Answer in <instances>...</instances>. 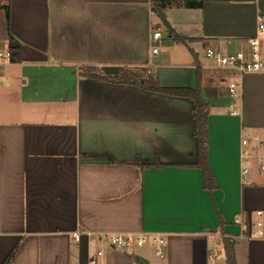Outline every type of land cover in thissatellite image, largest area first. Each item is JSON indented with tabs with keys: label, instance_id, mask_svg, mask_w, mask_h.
Returning a JSON list of instances; mask_svg holds the SVG:
<instances>
[{
	"label": "crops",
	"instance_id": "obj_1",
	"mask_svg": "<svg viewBox=\"0 0 264 264\" xmlns=\"http://www.w3.org/2000/svg\"><path fill=\"white\" fill-rule=\"evenodd\" d=\"M188 1L167 3L164 23L152 0H0L13 50L0 78V264H226L225 240L236 264H264V240L238 236L264 212V175L243 179L240 156L246 133L264 136V73L205 66L208 48H249L264 0ZM151 79L200 88L207 181L195 101ZM127 232L147 239L129 252L101 235Z\"/></svg>",
	"mask_w": 264,
	"mask_h": 264
},
{
	"label": "built area",
	"instance_id": "obj_2",
	"mask_svg": "<svg viewBox=\"0 0 264 264\" xmlns=\"http://www.w3.org/2000/svg\"><path fill=\"white\" fill-rule=\"evenodd\" d=\"M152 52L158 53L162 42V31L156 29L152 32ZM264 40V16L258 17V29L256 37L249 41V48L247 50H238L234 52H222L213 48L206 50L207 63L205 66H214L222 69H233L239 74L253 72L264 73V54L262 52L261 41ZM13 56L12 48L0 47V78L2 74V67L11 61ZM226 97L228 99V106L230 114L235 116L241 113V99H242V82L240 79L230 80L226 86ZM241 159L244 161L242 167V177L246 179L253 168H256L262 175H264V136L252 133H246L242 138ZM240 226H244V221L238 219L236 221ZM108 243L112 246L131 247L142 246L147 236L145 234L127 233H107L101 234ZM238 236L240 238L248 239H262L264 240V212L257 211L256 219L242 230ZM78 237H76L77 239ZM151 243L154 250L159 257L165 256L164 238L161 234H154L151 236ZM102 254L101 251L98 252ZM210 259L214 256L210 254ZM90 264H96L95 260L89 261Z\"/></svg>",
	"mask_w": 264,
	"mask_h": 264
},
{
	"label": "trees",
	"instance_id": "obj_3",
	"mask_svg": "<svg viewBox=\"0 0 264 264\" xmlns=\"http://www.w3.org/2000/svg\"><path fill=\"white\" fill-rule=\"evenodd\" d=\"M175 0H152V8L153 11L157 14V16L166 23L165 17H164V11L165 5L167 3H170ZM202 2L197 1H188L187 5L189 7H194L195 5H201ZM9 9L6 7V20L7 23L9 22ZM180 40V39H179ZM143 76L139 79L141 82ZM146 81V80H144ZM136 82V81H135ZM150 84V86L155 90L161 91L162 93L170 94V95H177V96H188L192 98L195 101L194 106V117L196 121V127H195V134L197 135L200 143V157L199 161L195 166L200 167L204 175L206 176V181L209 176L206 175L208 169H207V157H206V144L208 141V133H207V120H208V103L203 99L201 96L200 88H196V90H192L189 88H160L156 85L155 80L151 79L150 81L146 82ZM225 251H226V264H236L235 255L232 243L229 240H225Z\"/></svg>",
	"mask_w": 264,
	"mask_h": 264
},
{
	"label": "rangeland",
	"instance_id": "obj_4",
	"mask_svg": "<svg viewBox=\"0 0 264 264\" xmlns=\"http://www.w3.org/2000/svg\"><path fill=\"white\" fill-rule=\"evenodd\" d=\"M0 47H6V42H2L1 44H0ZM126 73V72H125ZM142 77V75L140 74V72H138V71H129L128 73H127V75H123V77L122 78H126V79H134V80H139L140 78ZM134 248H136V247H134ZM134 248H131V247H127V248H125V247H117V250H120V249H123V250H127V251H129V252H132V250H134ZM156 256L158 257V255L156 254Z\"/></svg>",
	"mask_w": 264,
	"mask_h": 264
}]
</instances>
